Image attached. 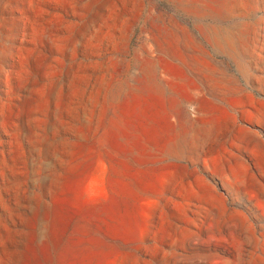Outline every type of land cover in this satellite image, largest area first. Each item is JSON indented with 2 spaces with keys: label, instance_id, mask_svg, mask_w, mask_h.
Returning <instances> with one entry per match:
<instances>
[{
  "label": "rangeland",
  "instance_id": "rangeland-1",
  "mask_svg": "<svg viewBox=\"0 0 264 264\" xmlns=\"http://www.w3.org/2000/svg\"><path fill=\"white\" fill-rule=\"evenodd\" d=\"M0 264H264V0H0Z\"/></svg>",
  "mask_w": 264,
  "mask_h": 264
}]
</instances>
